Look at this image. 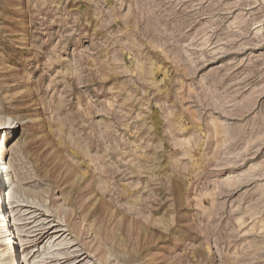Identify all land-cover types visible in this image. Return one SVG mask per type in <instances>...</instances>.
<instances>
[{
	"label": "rangeland",
	"instance_id": "374dc122",
	"mask_svg": "<svg viewBox=\"0 0 264 264\" xmlns=\"http://www.w3.org/2000/svg\"><path fill=\"white\" fill-rule=\"evenodd\" d=\"M0 115L6 264H264V0H0Z\"/></svg>",
	"mask_w": 264,
	"mask_h": 264
},
{
	"label": "bare ground",
	"instance_id": "6f19581e",
	"mask_svg": "<svg viewBox=\"0 0 264 264\" xmlns=\"http://www.w3.org/2000/svg\"><path fill=\"white\" fill-rule=\"evenodd\" d=\"M15 126L13 120L7 124L3 117L0 115V132L7 133V129H11ZM3 128V129H2ZM3 144L0 141V239L3 241L2 245L4 248H0V264H6L4 254L9 247H14V252H16L15 236L10 224V215L7 213L5 194L7 195V200L10 199V192L5 191V185L3 179L7 178V163L4 157V148ZM5 181V180H4ZM2 208V209H1ZM5 228V229H4ZM9 257V256H8ZM16 260V264H21L20 260ZM14 264V262H13Z\"/></svg>",
	"mask_w": 264,
	"mask_h": 264
}]
</instances>
